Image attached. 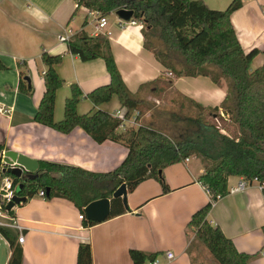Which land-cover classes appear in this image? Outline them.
I'll use <instances>...</instances> for the list:
<instances>
[{
	"label": "crops",
	"instance_id": "obj_1",
	"mask_svg": "<svg viewBox=\"0 0 264 264\" xmlns=\"http://www.w3.org/2000/svg\"><path fill=\"white\" fill-rule=\"evenodd\" d=\"M196 1L222 11L233 0ZM89 13L85 8H77L73 0H0V60L7 67L0 71V104L11 109L10 115H0V144L4 152L97 173L111 172L126 159L128 149L122 144L112 141L98 144L80 128L65 135L34 122L45 92L43 75L47 67L41 59L44 52L63 57L57 66L65 84L56 96V122L64 118L72 84H77L85 95L78 104L79 115L98 109L111 114L121 110L116 97L100 108L86 98L93 90L109 84L110 75L103 59L84 62L73 55L68 43L59 41V36L65 33L73 35L72 39L83 30L94 37L107 35L123 81L144 100L153 97V89L140 88L164 77L166 69L145 48L140 25L122 28L121 19L113 12L107 16L106 28L97 31L96 21ZM231 21L244 51L260 50L253 60L252 71L262 67L264 0H242V7L233 13ZM21 73L23 79L30 78L32 96L19 91ZM165 76L179 95L204 107H219L227 95V85L223 82L217 86L209 77L175 78L168 73ZM203 174L204 168L195 157L172 165L164 171L167 193L157 180H146L133 193L128 192L129 210L125 214L92 227L84 226L79 219L81 213L72 202L35 197L14 210L25 227L24 243L18 242L23 250V264H77L81 244L90 245L93 264H134L130 257L132 250L159 254L160 264H217L198 243L196 230L189 227L193 215L209 201L199 182ZM243 181L244 190L233 193ZM229 190L207 218L240 252L253 256L249 264H264L263 187L257 181L231 177ZM10 223V218L0 216L1 228ZM3 229L18 241L14 228ZM167 252L173 253L174 259H167ZM11 255L10 242L0 232V264H8Z\"/></svg>",
	"mask_w": 264,
	"mask_h": 264
},
{
	"label": "trees",
	"instance_id": "obj_2",
	"mask_svg": "<svg viewBox=\"0 0 264 264\" xmlns=\"http://www.w3.org/2000/svg\"><path fill=\"white\" fill-rule=\"evenodd\" d=\"M73 1L77 8L97 11L106 17L126 6L134 12V20L144 24V46L166 69L165 74L171 73L175 78L209 77L217 86L224 82L227 95L219 107H204L193 99L179 95L173 89V82L164 74L163 78L142 86L140 90L152 88L153 96L158 97H165L169 91H174L191 109H187L184 102L173 101L179 104L181 112L172 115L173 132L168 131L166 121L160 128L140 124L137 129H122V120L101 109L79 115L78 104L85 95L77 84H72L71 96L65 101L64 118L56 122V96L65 84L57 66L62 63L63 57L44 52L41 59L47 67L43 75L45 92L34 122L65 135L80 128L98 144L112 141L124 145L128 155L118 168L107 173L40 161L34 178L13 177L15 186H23L17 196L25 199L16 207L25 205L43 191L44 200L61 198L72 202L84 214V226L92 227L97 223L87 219L85 208L89 204L109 198L112 199L109 219L125 214L128 206L121 198L113 199L120 186L125 184L127 192L133 193L142 182L154 179L167 193L169 187L165 181V169L196 156L204 168L199 182L208 193L209 201L193 215L189 227L196 229L198 243L209 251L217 264H249L253 256L240 252L234 242L207 218L213 206L230 193L231 177L258 180L264 184V65L252 71L253 60L260 50L246 53L232 24L231 17L242 7V0H233L222 11L196 0ZM156 42L160 47L162 44V48L156 47ZM68 47L84 62L105 61L110 75L109 84L86 95L95 108L116 97L126 119L136 112L139 113L138 120L142 117L146 100L133 94L126 86L107 35L94 37L83 30L75 35ZM183 63L185 67L179 69L178 64ZM3 70L7 67L0 60V71ZM22 76L21 73L19 91L32 96L33 89ZM3 151L4 146L0 144V155ZM262 191L264 196V187ZM14 210L7 215L16 218ZM0 232L11 245L12 255L8 264H23V250L18 241L1 227ZM158 256L137 250L130 252L134 264H148ZM77 264H93L89 244H81Z\"/></svg>",
	"mask_w": 264,
	"mask_h": 264
},
{
	"label": "built area",
	"instance_id": "obj_3",
	"mask_svg": "<svg viewBox=\"0 0 264 264\" xmlns=\"http://www.w3.org/2000/svg\"><path fill=\"white\" fill-rule=\"evenodd\" d=\"M121 9H127V8H126V6H124V7L120 8L119 10H121ZM127 10H129V9H127ZM116 12L117 11H115V13ZM89 16L92 17L93 19H95L97 31H102L108 25L107 17L102 16V14L97 12V11L90 12ZM124 25H140V27L142 29L144 28L143 23L137 22L134 19H132L130 22H125V21L121 20V27L123 28ZM72 36L73 35H71V34L68 35L65 33V34L59 36V41L61 43H69L72 40ZM169 75H172V74L170 73ZM10 114H11V109L0 104V115L6 116V115H10ZM112 116L114 118L122 120V122H123L122 129L125 128L126 127L125 124L128 121H130V119H126L125 112L123 110L116 111L115 113L112 114ZM132 122L135 124L136 118L134 120H132ZM4 154H5V152L3 151L0 155V169H1V174H0V216L4 217V218H10L11 223L9 225L3 224V226L2 225L1 226L3 228H6V227L14 228L18 233V242L23 244L24 240H25V236H24L25 227L18 221L17 218H13V217H10L9 215H7L8 211L6 210L7 206L14 200V198L18 197L17 192H19L20 186L22 185V184H19V185L15 186L13 176L9 175L6 172V170L9 167L14 169V168L18 167V165L16 163H14L12 165H6V163L3 160ZM190 158L191 157L187 158L185 161L188 162L190 160ZM23 173H24V170H23ZM254 181L259 182L258 180H254ZM245 186H246V183L244 181L240 182L238 187L236 189L232 190V192L237 193V192L243 191ZM261 186L264 187V184H261ZM44 196H45V193L43 191L39 192V194L37 195V197H39V198H44ZM79 219L84 221L85 220L84 214H80ZM166 256H167V259H169V260L174 259V255L171 252H167ZM148 264H160V261L158 259H155L154 261L148 262Z\"/></svg>",
	"mask_w": 264,
	"mask_h": 264
},
{
	"label": "water",
	"instance_id": "obj_4",
	"mask_svg": "<svg viewBox=\"0 0 264 264\" xmlns=\"http://www.w3.org/2000/svg\"><path fill=\"white\" fill-rule=\"evenodd\" d=\"M117 16L125 22H130L134 19V12L127 9H121L116 12ZM28 82L29 87H31V81L29 77L24 79ZM4 162L6 165H12L16 163L18 167L12 169L9 167L6 172L15 177L21 178L23 170L26 173V177L34 178L39 170V162L33 160L23 154H19L13 151H7L4 154ZM22 185L20 189H22ZM127 186L123 184L120 186L113 194V199L121 198L124 205L127 207ZM25 199L20 197H15L14 200L7 206L6 210L8 212L12 211L17 205L24 202ZM112 211V199L105 198L92 202L85 208V213L87 219L94 223H102L109 219Z\"/></svg>",
	"mask_w": 264,
	"mask_h": 264
},
{
	"label": "rangeland",
	"instance_id": "obj_5",
	"mask_svg": "<svg viewBox=\"0 0 264 264\" xmlns=\"http://www.w3.org/2000/svg\"><path fill=\"white\" fill-rule=\"evenodd\" d=\"M215 6V5H214ZM219 10V9H215ZM221 11V10H220ZM151 40V38L149 39ZM155 42V41H154ZM161 44V43H160ZM156 47L162 48L158 46V42H156ZM185 65L183 64H178V68L182 69L184 68ZM178 100V103L184 102L182 98L178 97L173 91H169L165 97L161 96H153L151 99L146 100V109L144 110V114H142V117L138 120L137 117L139 115L138 112L134 113L133 116L130 118V121H128L125 124L126 129L134 128L137 129L140 124L148 125V126H154L156 128H160L161 124H164L166 121L168 123V131L173 132L172 129V115H179L181 112H179L178 105L175 104L173 101ZM184 104L187 106V109H191L190 105L186 102ZM174 117V116H173ZM136 118V123L134 124L132 120ZM175 123V120H174ZM218 125L221 124V122H217ZM123 128V129H125ZM197 158L196 156H191V158ZM198 159V158H197ZM196 230L195 228H193Z\"/></svg>",
	"mask_w": 264,
	"mask_h": 264
},
{
	"label": "bare ground",
	"instance_id": "obj_6",
	"mask_svg": "<svg viewBox=\"0 0 264 264\" xmlns=\"http://www.w3.org/2000/svg\"><path fill=\"white\" fill-rule=\"evenodd\" d=\"M9 175H11V174H9ZM25 175H26V173H25V171H24V173L22 174V177H21V178H24ZM11 176H13V175H11ZM13 177H15V176H13ZM21 178H20V179H21Z\"/></svg>",
	"mask_w": 264,
	"mask_h": 264
}]
</instances>
